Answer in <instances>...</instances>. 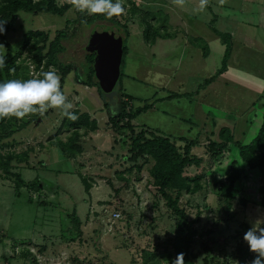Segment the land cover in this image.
Instances as JSON below:
<instances>
[{"label": "rangeland", "instance_id": "rangeland-1", "mask_svg": "<svg viewBox=\"0 0 264 264\" xmlns=\"http://www.w3.org/2000/svg\"><path fill=\"white\" fill-rule=\"evenodd\" d=\"M164 1L140 4L141 12L131 15V4L122 0L124 12L114 16L119 23H126L129 32V36L123 30L119 32L128 49L121 89L134 97V108L153 106L132 121L135 131L157 130L193 143L194 159L184 176L200 177L201 189L195 194L182 192L179 197V205L188 217L191 220L198 217L193 225L190 260L195 264H240L239 251L247 247L243 234L251 222L264 214L259 202L261 176L256 170L247 169L234 145L212 154L209 144L220 143L219 131L228 128L235 141L246 145L261 126L264 18L259 15L264 1L253 0L255 3L251 4L250 0H229L228 6L235 12L230 15L219 12L223 19L211 20L209 26L202 25L203 12L196 9L200 2L176 0L175 4L173 0V8L168 9L167 5L162 6ZM219 1L218 5L224 7L226 2ZM69 3L72 6L63 16L18 13L13 30L0 36V56L6 54L7 45L12 54L18 53L28 31L47 33L43 52L46 53L56 35L65 31L67 38L62 41L65 50L58 57L59 66L70 64L72 68L64 78L59 67H46L45 61L33 72L35 64L26 50L18 61L25 60L30 79L42 78L41 73L54 70L60 78V90L72 105L69 111L88 113L96 121L97 130L81 137L82 153L71 159L55 146L70 135L62 126L65 116L61 109L49 108L43 114H29L23 119L9 118L5 130L8 136L0 142L1 151L23 159L11 163L13 173L27 183L35 178L41 183L40 190L21 187L16 196L13 183L0 179V238L3 239L0 255L8 243L12 253L13 245L28 250L25 256L22 254L28 264H172L177 248L182 249L183 229L151 184L152 161L148 158L130 161L128 132L116 133L108 122V114L118 100L119 85L109 93L100 89V93L97 87H87L83 82L89 67L85 46L90 31L96 25L114 27L104 22L91 26L77 23V12L93 14L75 10L72 0H55L59 7ZM249 5L253 11L250 18L242 14ZM181 6L200 16L192 21L191 26L196 28L193 35H181L182 29L174 18L176 8ZM168 11L173 14V25L168 21L169 16L172 18ZM144 21L150 22L158 34L171 35L172 41L156 37L153 44H147L143 36L147 28ZM5 24L0 23L3 27ZM210 24L222 33L231 34L228 71L194 97L165 100L172 93H194L220 67L224 45L210 30ZM149 35L153 40V33ZM189 38L207 45L206 58L202 57L200 48L189 43ZM233 162L241 174L234 185V200L227 214L224 193ZM83 177L89 186L87 190ZM114 212L119 213V218L113 217ZM73 213L80 221L79 231L71 223ZM254 255L245 264H250ZM37 256L43 260L38 262ZM15 257L7 259L10 264L18 262ZM0 263L5 264L2 259Z\"/></svg>", "mask_w": 264, "mask_h": 264}, {"label": "trees", "instance_id": "trees-1", "mask_svg": "<svg viewBox=\"0 0 264 264\" xmlns=\"http://www.w3.org/2000/svg\"><path fill=\"white\" fill-rule=\"evenodd\" d=\"M131 4L129 13L134 15V13H140L137 5L133 0H126ZM65 4L63 6H57L55 0H0V23H6L3 27L4 31L0 36L4 37L8 32L13 30L15 19L18 13H48L57 16H63L65 12L72 6ZM73 4V3H72ZM139 10V11H138ZM153 15V14H152ZM157 15V14H156ZM155 15V16H156ZM164 23L166 24V19L164 18ZM74 22V21H73ZM76 22L91 26L95 23H107L112 25L114 28L120 32L125 31L126 36H129L128 28L126 23L121 24L115 20L114 16L106 17L102 14L86 15L77 12ZM147 25L145 31H143L144 40L147 44H153L154 39L159 37L161 39H169L171 35H160L158 30L153 28L150 22L144 21ZM210 30L220 38L222 44L224 45V51L221 59L220 67L215 71V73L209 78L205 79L203 83L198 85L196 91L191 94H177L172 93L168 95L165 100H172L181 97H194L199 94L200 91H204L208 86H210L217 78L222 76L228 71L227 62L232 54V43L231 35L229 33H222L213 27ZM150 32L153 33V40L150 38ZM67 38V33L65 31H60L55 39L49 44L48 51L44 52L45 44L48 41V35L43 31H28L24 35L23 43L16 54H12V49L9 45L6 47V54L3 56L5 63L4 67L0 68V82H5L11 79L26 80L30 79L28 67L25 60L18 59L21 57L22 53L26 50L31 57V61L35 64V69L38 70L40 66L45 61V66L59 67L62 73V78L70 73L72 66L60 65L58 57L64 52L65 48L62 41ZM189 43L197 48L201 49L202 57L206 58L208 56L207 45L198 39H188ZM128 53V49L125 42L122 39V60L120 66V77L118 79V100L114 104V109L108 114V122L111 128L116 133H121L124 131L128 132V152L130 154V161H137L141 158H148L152 161V165L149 169V176L152 180V186L156 189L157 193L164 199L166 206L177 218L181 228L183 229V238L181 239L182 249L177 248V253H183V264H195L193 263L188 252L193 243L194 231L193 225L198 220L190 219L186 214V211L179 205V197L182 192L187 194H195L201 189L199 184L200 177H186L184 176L185 169L192 164L194 159L191 154V148L193 143L188 141L186 138L179 136H170L162 134L157 130L141 129L135 131V126L132 121H134L140 114L152 109L153 106L145 104L142 107L134 108L132 105L135 100L134 97L123 92L121 89V78L123 77L122 67L124 65V58ZM85 60L89 66L87 71L84 73V84L87 87H97L98 91L102 93L98 86V82L95 78V73L93 70V56L89 53L85 55ZM108 103L104 104L105 109H108ZM76 115L75 120H70L66 116L62 123V126L70 131L69 137L65 142L57 141L55 146L59 148L62 154L67 157L74 159L76 156L82 153V146L79 140L83 135L88 132H95L97 130V123L95 120L91 119L88 113H80L78 110H73ZM10 117L0 118V142L8 135L5 134V130L9 123ZM220 143L211 142L209 144V151L212 154H219L223 152L227 145L232 144L239 150V157L241 161L246 165L249 170H256L261 176V185L259 188V202L260 206L264 209V113L262 115L261 126L257 131L255 137L246 145H242L238 141L234 140V136L230 129L222 128L219 131ZM25 157L26 153L23 154ZM20 162L23 159L19 156H15L12 153L4 154L1 151L0 146V179L11 181L14 185V191L16 196H18L21 187H29L35 190H40L41 180L35 178L31 182L27 183L22 180L19 174L12 172L11 163L13 161ZM25 160V159H24ZM241 174V170L236 166V163H232L231 170L226 176L227 188L224 193L225 207L224 211L228 214L232 208V201L234 200V185L238 181ZM85 184V189L89 188L87 181L82 178ZM127 182V181H126ZM118 189L116 190V192ZM31 200V199H30ZM29 202H32L30 201ZM229 220H232V215H229ZM71 223H73L75 229L79 231L80 221L78 217L73 213L70 217ZM79 234V232H78ZM19 245H13L15 249ZM23 246V245H21ZM23 249V248H22ZM19 252L20 258L23 257L22 254L28 252V250L23 249ZM44 249H41L43 251ZM239 263L245 264L246 260L252 257V252L249 251L248 246L240 249L239 251ZM26 254H24L25 256ZM154 256V255H153ZM24 258V257H23ZM24 260H26L24 258ZM205 264V262H204Z\"/></svg>", "mask_w": 264, "mask_h": 264}, {"label": "clouds", "instance_id": "clouds-1", "mask_svg": "<svg viewBox=\"0 0 264 264\" xmlns=\"http://www.w3.org/2000/svg\"><path fill=\"white\" fill-rule=\"evenodd\" d=\"M75 10L88 14H102L106 17L120 16L124 12L122 0H72ZM206 0H200V10H204ZM4 31L0 25V34ZM4 57L0 56V68L4 67ZM39 79H11L0 82V118L23 119L29 114H43L49 108L61 109L62 115L75 120V113L69 111L72 105L60 90V78L54 70L41 73ZM246 242L254 257L250 264H264V214L251 222L244 232ZM172 264H183V253H177Z\"/></svg>", "mask_w": 264, "mask_h": 264}, {"label": "water", "instance_id": "water-1", "mask_svg": "<svg viewBox=\"0 0 264 264\" xmlns=\"http://www.w3.org/2000/svg\"><path fill=\"white\" fill-rule=\"evenodd\" d=\"M104 28H108L104 31ZM85 51L93 56V70L99 87L111 92L120 77L122 38L116 28L96 25L89 33Z\"/></svg>", "mask_w": 264, "mask_h": 264}, {"label": "crops", "instance_id": "crops-1", "mask_svg": "<svg viewBox=\"0 0 264 264\" xmlns=\"http://www.w3.org/2000/svg\"><path fill=\"white\" fill-rule=\"evenodd\" d=\"M133 1L135 2V4L137 5L138 8H139V5L140 4H146V5H150V4L153 5V4H155V0H133ZM171 1H173V0H170V2L168 0H165L162 3V6L163 5H167V7H169L168 9H172L173 6H174V4H172L173 2H171ZM177 1L175 2V4L177 3ZM196 1L197 2H200V0H196ZM218 1L219 0H206V3H205V6H204V10L203 11L200 10V5H198V7L196 8L197 11L203 12V14H202V16H203L202 17V25L203 26H205L204 24H207V23L208 24L206 26H209V22L211 20H215V19L221 20V19H223L220 16V13H222V12H224L225 15H227V14L230 15V14H233V12H235V10L232 8V6H228V4L231 5L230 2H229V0H223L226 3H223L225 6L222 7V8H221L220 5H218L219 4ZM167 2H169V3H167ZM246 2H248V1H246ZM170 3L172 4L171 6L168 5ZM250 3L253 4L255 2L253 0H250ZM214 6H216L215 7L216 9L214 8ZM250 7L251 6L249 5L245 9V11H242V14L243 13L244 14H247L248 15L247 16L248 18H250V15L253 13V11L251 10ZM229 10H231L232 12L231 13H228ZM262 10L263 11H260L261 14L259 15V17L261 16L262 18H264V9H262ZM176 11L177 12H174V15L176 16L174 18L177 19V23H178V25H180V27L182 29L181 35H184V34L190 35V33H191V35H193L195 33V29L196 28H194V27L191 26L192 25V21L195 22L194 18L198 19V18H200V16H195V14L192 13V10L191 9H188L185 6H181L178 10L176 8ZM168 12H169V15L170 14L172 15V18H171V16H169V19H168L169 23H171V22H173V19H174L173 18V14L170 11H168ZM180 12L183 13V16L180 15L181 14ZM191 18H193V19H191ZM171 25H173V24L171 23ZM168 41H172V40L169 39ZM2 241H3V239L0 238V242H2ZM13 250H14V248H13ZM15 256H17V257H15ZM18 256H19V254L12 253L11 250H9L8 243H5V247L3 249V253L0 255V259L4 260L5 264H10V262L7 259H10V258L15 257V258L18 259V260L16 259L18 262H15V264H20V262H21V264H28V262H26V260H24L23 257L20 258Z\"/></svg>", "mask_w": 264, "mask_h": 264}, {"label": "built area", "instance_id": "built-area-1", "mask_svg": "<svg viewBox=\"0 0 264 264\" xmlns=\"http://www.w3.org/2000/svg\"><path fill=\"white\" fill-rule=\"evenodd\" d=\"M33 1H35V0H33ZM36 1H39V0H36ZM37 71H38V70H36L35 67H34L33 72H37ZM119 216H120L119 213H116V212L113 213V217H114V218H119ZM21 249H22V248H20L19 246H17V247L14 249V253H15V254H19V252L21 251ZM37 258H38V262H40L41 260H43V258H41L40 256H37Z\"/></svg>", "mask_w": 264, "mask_h": 264}]
</instances>
